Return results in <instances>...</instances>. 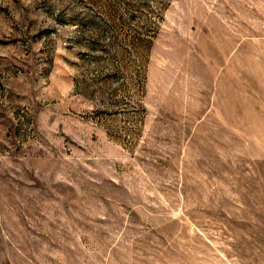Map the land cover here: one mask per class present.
Returning <instances> with one entry per match:
<instances>
[{
    "label": "rangeland",
    "instance_id": "374dc122",
    "mask_svg": "<svg viewBox=\"0 0 264 264\" xmlns=\"http://www.w3.org/2000/svg\"><path fill=\"white\" fill-rule=\"evenodd\" d=\"M0 264H264V0H0Z\"/></svg>",
    "mask_w": 264,
    "mask_h": 264
}]
</instances>
